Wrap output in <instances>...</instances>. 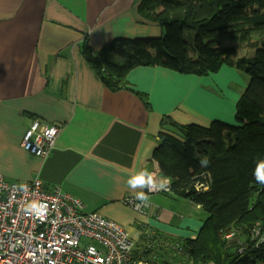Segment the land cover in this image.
I'll list each match as a JSON object with an SVG mask.
<instances>
[{
	"label": "crops",
	"instance_id": "crops-1",
	"mask_svg": "<svg viewBox=\"0 0 264 264\" xmlns=\"http://www.w3.org/2000/svg\"><path fill=\"white\" fill-rule=\"evenodd\" d=\"M139 5L0 0V174L10 181L40 178L47 190L79 199L85 211L121 224L137 253L145 233H153L160 241L153 251L162 258L171 253L165 243L197 237L203 209L171 192L148 195L149 208L139 212L125 202L134 196L126 181L140 169L160 171L154 154L165 116L183 124H237L236 104L251 79L231 65L203 76L151 65L133 68L125 86L112 90L84 46L98 55L117 39L162 36V26L144 18ZM36 118L61 127L46 157L22 147Z\"/></svg>",
	"mask_w": 264,
	"mask_h": 264
},
{
	"label": "trees",
	"instance_id": "trees-1",
	"mask_svg": "<svg viewBox=\"0 0 264 264\" xmlns=\"http://www.w3.org/2000/svg\"><path fill=\"white\" fill-rule=\"evenodd\" d=\"M139 12L162 26L164 34L117 39L98 55L84 46L96 75L112 90L125 86L133 68L151 65L199 76L231 65L251 79L236 104L237 125L221 120L183 124L164 117L154 154L161 173L171 180V192L200 205L206 217L196 238L179 240L185 253L170 250L158 260L180 264L188 256L194 264H264V240L251 236L255 226L264 235V185L252 175L264 159V42L254 55L236 59L237 48L219 39L246 41L264 29V0H140ZM187 31H192L191 41ZM205 158L207 167L200 163ZM232 228L240 230V243L224 239ZM242 243L247 246L239 253ZM151 252L145 251V258Z\"/></svg>",
	"mask_w": 264,
	"mask_h": 264
},
{
	"label": "built area",
	"instance_id": "built-area-1",
	"mask_svg": "<svg viewBox=\"0 0 264 264\" xmlns=\"http://www.w3.org/2000/svg\"><path fill=\"white\" fill-rule=\"evenodd\" d=\"M60 130L59 125L36 118L23 136L22 147L34 155L46 157ZM152 173L157 180L161 179V170ZM21 184L27 186L26 191L19 187ZM159 193H171V184L168 190L157 188L147 194ZM32 201L45 206L42 214L25 211ZM125 202L143 213L150 205L143 206L135 196H127ZM137 205L141 206L137 208ZM251 233L253 239L264 240L258 226ZM239 234V229L232 228L225 231L223 237L228 244L240 243ZM144 239L146 246L143 245V252L137 253L136 241L121 224L98 212L85 211L79 199L59 188L47 190L40 178L10 181L0 174V264H161L153 251L160 245L158 238L147 232ZM164 245L175 255L185 253L181 242L169 241ZM242 245L239 253L246 249L247 244ZM147 250H152L148 259L144 256ZM187 258L180 264H194Z\"/></svg>",
	"mask_w": 264,
	"mask_h": 264
},
{
	"label": "clouds",
	"instance_id": "clouds-1",
	"mask_svg": "<svg viewBox=\"0 0 264 264\" xmlns=\"http://www.w3.org/2000/svg\"><path fill=\"white\" fill-rule=\"evenodd\" d=\"M200 163L201 166L207 167L209 161L205 158L202 159ZM252 175L258 184L264 185V159L260 160L253 170ZM170 184L171 180L169 178L165 177L157 180L155 173L149 172L146 169H140L136 171L134 174L130 175L126 181V186L133 190L135 199L139 200L145 207L149 205V196L147 193L155 191L157 188L168 190ZM19 187L24 191L27 190L26 185L21 184ZM137 189H140V191H136ZM144 189H146L147 192L144 191ZM140 206L141 205H137V208ZM44 210L45 206L37 201L30 202L25 208L27 213H35L39 211L42 214Z\"/></svg>",
	"mask_w": 264,
	"mask_h": 264
},
{
	"label": "rangeland",
	"instance_id": "rangeland-1",
	"mask_svg": "<svg viewBox=\"0 0 264 264\" xmlns=\"http://www.w3.org/2000/svg\"><path fill=\"white\" fill-rule=\"evenodd\" d=\"M189 32H192V31L186 32V37H187L188 41L190 40ZM219 39L222 41V44L224 46H233V47L237 48V52L234 55V58L237 59V58L242 57V56H252L255 54V51L257 50V48L260 47L264 42V29H259V30L253 31L250 38L246 41L245 40L244 41L243 40L234 41V40H231V39H229L223 35L220 36ZM234 118L237 121L235 113H234ZM226 123L231 124V125H237L235 122H233V123L226 122ZM200 212L202 213L201 217L205 218L206 217L205 211L203 212V210H200ZM196 216L200 217L197 214H196ZM141 252H143V251H141ZM146 258L148 259L147 255H146ZM257 264H262V263L258 262Z\"/></svg>",
	"mask_w": 264,
	"mask_h": 264
}]
</instances>
